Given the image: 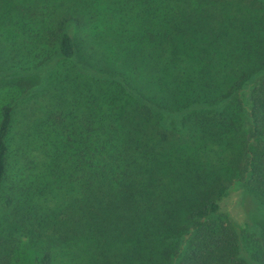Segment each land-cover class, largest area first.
<instances>
[{
    "label": "trees",
    "instance_id": "obj_1",
    "mask_svg": "<svg viewBox=\"0 0 264 264\" xmlns=\"http://www.w3.org/2000/svg\"><path fill=\"white\" fill-rule=\"evenodd\" d=\"M233 1L0 0V264H264V17Z\"/></svg>",
    "mask_w": 264,
    "mask_h": 264
},
{
    "label": "rangeland",
    "instance_id": "obj_2",
    "mask_svg": "<svg viewBox=\"0 0 264 264\" xmlns=\"http://www.w3.org/2000/svg\"><path fill=\"white\" fill-rule=\"evenodd\" d=\"M255 0H234L232 2L233 5H240L239 10H241L240 14H237L238 17H244L248 16L250 20L253 21H261V17H264V2L256 0V5H254ZM33 2V1H31ZM41 4H44V1H40ZM240 3V4H239ZM54 7V6H53ZM249 7V8H248ZM254 7V8H252ZM249 9H258L257 11H250ZM10 41V40H9ZM5 42V40H3ZM26 79V78H25ZM18 80V79H17ZM28 81L26 79V82H24V85L27 84ZM2 87V83L0 81V89ZM44 91V90H43ZM43 91H39L37 93L32 94H26L24 99L20 101H15V111H16V123L25 124L27 120H30L33 115L38 114V108L43 105L47 104V93H43ZM54 95V93L52 94ZM3 93L0 91V99H3ZM3 104V101L0 102V106ZM250 201L249 199H244L241 190L236 189L232 190L227 196L222 198L221 200V207L223 210L230 213V215L239 222L246 221V217L244 214L245 207L247 210V213L249 212L250 208ZM1 207V206H0ZM248 220V218H247Z\"/></svg>",
    "mask_w": 264,
    "mask_h": 264
}]
</instances>
